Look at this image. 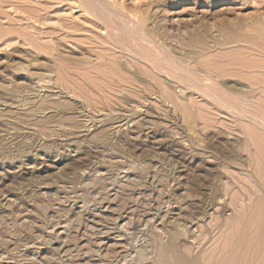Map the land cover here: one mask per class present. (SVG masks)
Masks as SVG:
<instances>
[{"label":"rangeland","instance_id":"1","mask_svg":"<svg viewBox=\"0 0 264 264\" xmlns=\"http://www.w3.org/2000/svg\"><path fill=\"white\" fill-rule=\"evenodd\" d=\"M170 224L264 264V0H0V264H143Z\"/></svg>","mask_w":264,"mask_h":264},{"label":"bare ground","instance_id":"2","mask_svg":"<svg viewBox=\"0 0 264 264\" xmlns=\"http://www.w3.org/2000/svg\"><path fill=\"white\" fill-rule=\"evenodd\" d=\"M193 225L194 224H170L167 227L168 230L166 232V236L164 237V239L161 238V237L159 239H158V237L154 238L155 240H154V245H153L154 246V249H153L154 257H153V260L151 262H149V261L148 262H144L143 264H200L198 259H196L194 257H191V258L187 257L184 253H182V251H181V249L179 247V238L172 233L173 227L179 226V227H181V231H182L181 233H183V235L186 236V234L188 233V229H190V227L193 226ZM187 227H189V228L186 229ZM120 236L122 238L124 237V235H120ZM125 236H127V234H125ZM135 237L136 236H134V235L133 236H129L128 235V238H126V240L124 239L125 241H128V245H126V244H122V245L118 244L119 245L118 248H120V249L123 248V250H121V252H116V253H115V251H112V252H114L113 254H115L114 255V259L112 261L110 260L108 262H113V263L106 262V263H103V264H120L121 262L126 261V259L131 256L132 249L134 247L132 244L130 245L129 242L132 243ZM147 259L148 258H143V261L147 260ZM103 261H104V259H103ZM64 263L65 262L62 261L59 264H64ZM207 264H236V262L234 261V263H232V261H230L228 257L220 256V257H212V258H210L208 260Z\"/></svg>","mask_w":264,"mask_h":264}]
</instances>
